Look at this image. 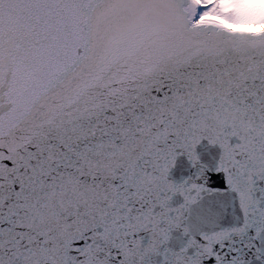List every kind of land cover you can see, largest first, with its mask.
I'll use <instances>...</instances> for the list:
<instances>
[{"label": "snow or ice", "instance_id": "obj_1", "mask_svg": "<svg viewBox=\"0 0 264 264\" xmlns=\"http://www.w3.org/2000/svg\"><path fill=\"white\" fill-rule=\"evenodd\" d=\"M0 264H264V0H0Z\"/></svg>", "mask_w": 264, "mask_h": 264}]
</instances>
